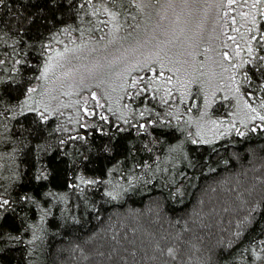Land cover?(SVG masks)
I'll return each mask as SVG.
<instances>
[{
  "label": "snow or ice",
  "instance_id": "6c2138e0",
  "mask_svg": "<svg viewBox=\"0 0 264 264\" xmlns=\"http://www.w3.org/2000/svg\"><path fill=\"white\" fill-rule=\"evenodd\" d=\"M212 6V0L163 6L158 0H0V11H7L6 17L0 15V252L22 243L26 254L32 253L48 233L62 236L67 228L80 227L85 218L100 221L105 205L153 187L167 189V198L183 206L191 195L188 188L200 187L187 169L197 173V180L200 173L215 176L212 157L219 155L218 149L226 151L239 143L231 138L233 132L240 138L264 133V0L244 5L251 12L242 13V28L232 29L239 33L240 43H234L232 51L216 53L218 60L212 62L207 82L186 70L181 75L182 67L164 47L170 41H157L149 48L150 37L161 30L159 24L150 33H141V24L135 22L150 20L152 10L173 7L191 19ZM142 70L156 74L132 75ZM226 81L228 87H220ZM220 91L237 99V111L230 113L233 119L227 123L223 117L205 119L210 105L221 98ZM199 92L204 104L200 116L194 117L192 106L182 110L180 104ZM73 93L81 95L71 105L53 106L58 96ZM169 99H179L180 104L170 106ZM65 107H72L75 115L62 112ZM222 138H228L227 143ZM189 144L207 145L210 154L196 160ZM245 151L255 158V148ZM162 157L166 163L173 161L171 170L160 166ZM229 157L219 160L226 175L200 189L193 207L172 223V227L182 224L179 231L149 234L142 257L146 264H264V172L249 179L245 170L241 179V172L227 170L230 160L239 162L242 154L233 150ZM180 165L186 170L179 171ZM218 190L227 196L218 199ZM89 192L99 199L90 198ZM70 195H75V205H69ZM153 207L159 219V203ZM217 216L221 218L217 224L227 217V227L218 231L211 246L201 243L203 236L185 238L212 227ZM104 231L107 235L112 229ZM97 235L93 232L83 246L73 247L83 254ZM107 243L111 256L134 241H128L126 233L121 239L112 232ZM138 251L131 248L133 256Z\"/></svg>",
  "mask_w": 264,
  "mask_h": 264
},
{
  "label": "trees",
  "instance_id": "16d2710c",
  "mask_svg": "<svg viewBox=\"0 0 264 264\" xmlns=\"http://www.w3.org/2000/svg\"><path fill=\"white\" fill-rule=\"evenodd\" d=\"M15 2V0H13ZM0 15L7 16V11H0ZM2 58V56H0ZM3 73H0L2 75ZM11 74V73H9ZM246 85H242V89H246ZM159 97V96H157ZM158 99V98H157ZM224 101L218 99L211 111H216L217 106L223 105ZM228 103H226L225 107ZM159 110V109H158ZM74 110H70L67 115L73 116ZM221 112V111H220ZM214 113V114H215ZM226 111L222 112L224 115ZM62 120L63 117H60ZM57 121L54 119L53 123ZM175 123V122H173ZM239 127V126H238ZM163 131V130H161ZM231 138L239 141L235 145H229L227 150L218 149L219 155L213 156L212 166L216 168L215 176H208L204 173L199 174V179H196L197 173L192 172L191 169L187 171L192 173L193 183L199 184V189L193 190L191 187L188 188L189 193L185 197V202L183 206H178L174 204L170 199L167 198V189L151 188L148 192H139L135 195L126 197L124 201L114 202L112 205H105L101 214V220L97 221L94 218H85L84 223L76 228L69 227L64 230L63 235H55L52 232L48 233L46 238L36 242L37 247L32 253L26 254V246L24 244L12 245L5 248L0 252V264H146L142 260L144 252L147 250L145 248L148 245V236L151 233L159 234L163 230H167L169 233H175L179 231L182 224L172 227V223L176 220L178 215H183L186 209H190L195 204L197 197L199 196V190L202 189L207 183L212 179H219L226 175L225 167L219 163L221 158H230L229 154L231 151L236 150L242 154L241 160L239 162L235 160H230V168L227 170L229 172H241V179H243V174L247 170V177L250 179L254 174L259 175L264 172V133H249L245 138H240L233 132ZM228 138H222L223 143H227ZM218 141L217 144H220ZM253 147L256 149L255 158H252L245 149ZM191 155L196 159L200 160L202 156L210 154L209 146L205 145L192 146L188 145ZM144 156V159H147ZM98 166H102V161L96 162ZM173 161L165 162L163 157L160 161V166L168 167L171 170V165ZM179 171H185L186 169L180 165L178 166ZM159 183V181L155 182ZM180 183L183 184L185 181L181 178ZM90 198L99 199L98 194L89 192ZM227 193L218 190L217 198H224ZM158 202L160 206V211L158 213L159 219H157L156 208L153 204ZM76 199L75 195H70L69 205H75ZM63 207V205H61ZM211 203L206 204V209L211 208ZM151 208L152 211H148ZM56 216H60L59 209L54 210ZM70 211H76L74 207H70ZM80 211H83V206L81 205ZM111 216V220H109ZM219 216L213 218L211 221L212 227L207 229H197L194 233H188L185 237L186 239L191 236H195L197 239L201 240L206 246H211L217 239V233L221 228L227 227V217L223 218V223L217 224L215 221L220 220ZM90 221V222H89ZM205 224L210 223L209 219L206 217L204 219ZM57 221H52V227L55 228ZM111 228L112 232H115L121 239L124 238L125 233L127 234L128 241H134V244H125L121 246L119 255L112 253L109 255L110 248L108 246V241L111 240L112 232L105 234V229ZM135 229V231H133ZM93 232H97L98 235L95 238L94 243L85 246V253H81L80 248L73 246L80 244L83 246V241L90 236ZM135 246L138 248V254L133 256L131 248ZM3 247V245H0ZM123 247H128L129 251L125 253ZM95 251L103 252L104 255H96ZM149 254H151L149 252ZM199 255V252L195 253ZM87 255V259L84 256ZM121 257H126L122 260Z\"/></svg>",
  "mask_w": 264,
  "mask_h": 264
},
{
  "label": "rangeland",
  "instance_id": "374dc122",
  "mask_svg": "<svg viewBox=\"0 0 264 264\" xmlns=\"http://www.w3.org/2000/svg\"><path fill=\"white\" fill-rule=\"evenodd\" d=\"M251 2H253V0H233L232 3H229V0H212L213 6L210 9L198 13L191 19L185 18L182 14V9L179 7L169 8L167 11L161 12L152 10L150 20H141L138 18L135 22L141 24V29L138 30L141 33H150L155 25L159 24L161 30L156 31L155 38L150 37L152 43L149 45V48L155 46L157 41H170V43L164 47L170 53L169 58L173 59L178 66L182 67L181 75H183L186 70L190 75L198 76L199 79L207 82L212 62L218 60L216 53L224 50L232 51L233 44L240 43V41L236 39V36L239 33H233L232 29L234 27L242 28L241 22L244 19L242 13L251 12V9L244 7V5ZM167 3L179 5L180 0H158L159 6H163ZM161 15L164 19H160ZM178 16L179 19H177ZM233 18L236 20L235 25L233 24ZM128 23L132 24L133 21L129 19ZM181 29L183 30L182 32ZM174 36L176 37L175 39L173 38ZM223 44H227L228 48H222L221 45ZM109 51H111V49H109ZM185 60H187V64L183 63ZM201 63L204 65L203 67L200 66ZM159 71L160 69L157 65L156 73ZM156 73L142 70L139 74L133 72L132 75H139L140 77L146 75L148 78H151ZM167 75H169V73L165 71V76ZM71 82L72 81L69 80L66 83ZM216 83L218 84V82ZM193 87L198 90L200 85H194ZM220 87H228L227 81ZM93 90L97 91L98 94L102 92L101 89L93 88ZM127 90L131 91L132 89L129 88ZM64 91H68V89L65 88ZM80 95L81 94L73 93L70 96H58L57 100L53 101V106L60 102L71 105L74 101L80 98ZM173 96L178 97V93L173 92ZM217 96L221 97L220 99L224 101V104L217 106V113H215L216 111H211V107H213L216 101H218V99L213 98L215 99V103L211 104L208 108L207 111L209 115L205 119H218L223 117L225 123H227L229 120L233 119L230 116V113L237 111L235 107L237 99L233 96H228L224 91L217 92ZM225 96H227V100L223 99ZM128 99V97H124L123 102H128ZM92 103L91 99H89L90 106ZM168 103L171 106L173 104H180V101L179 99H169ZM226 103L228 104L226 108H224ZM203 104V93L199 92V94L193 93L186 96L184 103L180 104V107L184 110L187 107L192 106L191 114L194 117H198L200 116L199 108L203 107ZM196 105H198V107ZM70 110L72 111L74 109L72 107L61 109L66 115L70 113ZM224 110L226 113L222 115ZM73 113L74 116L75 112ZM233 122L241 127L238 120H233Z\"/></svg>",
  "mask_w": 264,
  "mask_h": 264
}]
</instances>
